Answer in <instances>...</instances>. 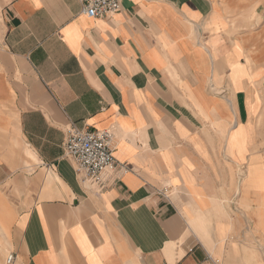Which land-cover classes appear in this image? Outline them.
<instances>
[{"label": "crops", "instance_id": "obj_1", "mask_svg": "<svg viewBox=\"0 0 264 264\" xmlns=\"http://www.w3.org/2000/svg\"><path fill=\"white\" fill-rule=\"evenodd\" d=\"M70 124L115 131L107 188L65 155ZM0 141L20 264H259L264 0H122L110 18L0 0Z\"/></svg>", "mask_w": 264, "mask_h": 264}, {"label": "built area", "instance_id": "obj_2", "mask_svg": "<svg viewBox=\"0 0 264 264\" xmlns=\"http://www.w3.org/2000/svg\"><path fill=\"white\" fill-rule=\"evenodd\" d=\"M82 13L94 18H110L121 10L122 0H80ZM116 135L113 129H95L70 124L64 141L65 155L75 162L84 181L103 190L117 181L126 170L115 156ZM212 260V257L209 256ZM5 264H20L15 252H9Z\"/></svg>", "mask_w": 264, "mask_h": 264}, {"label": "bare ground", "instance_id": "obj_3", "mask_svg": "<svg viewBox=\"0 0 264 264\" xmlns=\"http://www.w3.org/2000/svg\"><path fill=\"white\" fill-rule=\"evenodd\" d=\"M4 229L5 228L0 227V261H1V258L4 254V252L6 250H8V240L6 238V237H8V235H7V231H5ZM0 264H1V262H0Z\"/></svg>", "mask_w": 264, "mask_h": 264}, {"label": "rangeland", "instance_id": "obj_4", "mask_svg": "<svg viewBox=\"0 0 264 264\" xmlns=\"http://www.w3.org/2000/svg\"><path fill=\"white\" fill-rule=\"evenodd\" d=\"M1 144H2V142L0 141V147H1ZM95 187L98 188L97 185H95ZM166 191H167L166 188H164V189H163V192L165 193ZM9 252H10L9 250H6V251L4 252V254H3L2 258H1V261H0L1 264H4V263H5V258H6L7 254H8ZM263 254H264V246H263ZM259 264H264V258H263V261H260Z\"/></svg>", "mask_w": 264, "mask_h": 264}]
</instances>
